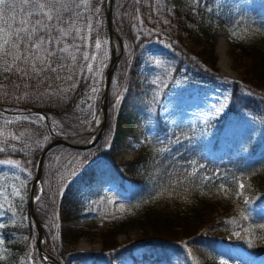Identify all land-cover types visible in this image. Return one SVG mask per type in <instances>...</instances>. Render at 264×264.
<instances>
[{
    "label": "trees",
    "instance_id": "1",
    "mask_svg": "<svg viewBox=\"0 0 264 264\" xmlns=\"http://www.w3.org/2000/svg\"><path fill=\"white\" fill-rule=\"evenodd\" d=\"M92 4H99L100 11L85 15H91L97 32L107 33L103 2L92 0ZM113 4L117 10L112 13L114 28L121 19L136 63L141 60L135 52L144 46L168 49L177 58L175 73L183 71L181 75L193 84L213 88L220 81L228 82V109L194 125H173L156 111L145 124L148 135L138 153L118 161L114 151L106 148L105 134L115 117L114 98L107 95L105 127L91 147L75 149L59 144L44 156L37 195L41 199L33 203L43 230L44 251L60 264H102L103 260L132 256L137 247L146 252L136 264H214L221 243L264 255V0L259 4L113 0ZM221 28L229 32V55L240 73L237 79L224 77L216 67L214 46ZM94 35L89 34L81 51L90 55ZM126 54L123 49L109 86L115 74L128 76ZM74 68L73 80H56L49 90L68 88L67 93L42 99L34 98L37 90L33 87L15 89L13 85L21 83L17 77L0 75V85L6 86L0 88V108L14 121L5 124L10 134L0 135V147L5 149L0 161L15 162L33 179L39 156L53 138L47 134L44 120L30 118L39 121L30 123L16 120L23 117L16 114L45 112L51 126L58 129L54 118L77 112L90 85L87 62L79 55ZM25 91L29 96L17 100ZM138 115L141 111L133 109L126 116L128 129L131 118ZM20 133L24 135L19 139L11 138ZM119 139L120 134L113 147ZM106 158L116 170V189L111 192L104 191L98 174L99 163ZM248 191L255 197L245 201ZM10 204L26 215V221L0 222V247L23 253L27 247L21 238L30 237L33 264H48L36 249L29 201L14 199L4 203V211ZM79 218L93 219L98 250L84 253L61 246L75 244L89 234L85 226L65 224ZM129 227L137 228V235L119 242L117 235Z\"/></svg>",
    "mask_w": 264,
    "mask_h": 264
},
{
    "label": "rangeland",
    "instance_id": "2",
    "mask_svg": "<svg viewBox=\"0 0 264 264\" xmlns=\"http://www.w3.org/2000/svg\"><path fill=\"white\" fill-rule=\"evenodd\" d=\"M104 0V4H105ZM166 1V0H164ZM180 0H167L169 3H176ZM245 4H259L260 0H240ZM95 7H99L97 4ZM111 13H117L116 7L113 4ZM118 18V17H117ZM82 22V21H81ZM118 28L116 32L121 40L122 48L126 51L128 59L126 61V70L129 67L128 76L122 74H115L112 79V84L109 86L108 96L114 98V122L113 125L106 131V148L114 151L115 160H127L134 157L140 150L142 144L145 142L148 131L145 127L146 122L158 111L165 119L169 120L173 125H194L205 122L209 117L227 112L229 104L230 84L226 81H220L213 88H201L192 82L188 81V76L175 73V64L177 62L176 55L168 49L157 47L155 45H147L138 50L135 54L140 58V62L136 63L133 60L134 54L131 51L129 40L126 37V28L121 19L118 18ZM83 23V22H82ZM93 24V23H92ZM94 25V24H93ZM96 26V25H94ZM97 27H95V30ZM102 30L101 28H99ZM218 36L223 35L222 41L219 43L216 39L214 46V53L216 56V67L218 71L226 78L237 79L240 76L238 70L233 68L228 49V35L226 28ZM95 31L94 40L97 35L101 41L107 40L106 46L107 56L100 57L96 53L98 60L92 63V71L86 69L87 76L90 79V85L86 91L85 96L81 100V105L78 111L73 115L62 116L54 118V122L58 129H54L57 134L63 135H77L89 128L95 120H93L92 113L98 114L100 95L102 89V81L105 70L108 66L109 58L111 56V42L108 33ZM91 48V47H90ZM94 52L92 51L90 55ZM133 60V61H132ZM118 58L116 66L119 64ZM89 62H87L88 64ZM131 68V70H130ZM225 70L227 73L222 71ZM123 78H122V77ZM155 82V83H154ZM92 87H97L98 92L92 93ZM224 104L225 107L222 112L215 113L214 106ZM92 105V107H89ZM139 109L141 115L131 118V128L128 129V121L126 116L133 110ZM10 111V110H8ZM18 116H29L30 118H39V114L35 112H18ZM230 117H238L236 114H230ZM11 120L2 108H0V132L3 135H8L5 128V121ZM51 123V121H50ZM120 131H123L120 133ZM47 134L50 135L48 128ZM120 134L119 142L113 147V142ZM13 162V161H12ZM100 172H98L100 179L105 184L104 191L111 192L116 189V170L109 161V158L101 159ZM32 181V174L22 171L15 162L9 164L8 161H0V222H22L26 221V215L20 211H16L12 205H9L8 211H4V203L13 202L14 199L20 201L28 200L29 189ZM16 190L20 191V196L12 195ZM39 193V186L37 187V195ZM244 197L248 201L255 197L254 193L247 192ZM36 195V196H37ZM69 225H82L88 228L89 234L80 237L75 244L67 246L62 243L64 249H75L80 252H91L100 248V241L94 233V223L92 218H79L66 222ZM138 230L135 227H129L121 231L117 235L119 242L124 241L126 237L133 238L137 235ZM27 247L25 252L17 250H5L0 247V264H33L30 257L33 250V241L30 237H22L21 241ZM219 258L214 264H224L225 262H232L238 256L250 255L255 259L264 261V256L255 255L247 250L241 248H234L221 243L218 246ZM144 252L141 247H137L133 253V258L129 256H118L113 260L101 261L102 264H136L143 259ZM151 259V257L149 258ZM90 260V259H89Z\"/></svg>",
    "mask_w": 264,
    "mask_h": 264
},
{
    "label": "snow or ice",
    "instance_id": "3",
    "mask_svg": "<svg viewBox=\"0 0 264 264\" xmlns=\"http://www.w3.org/2000/svg\"><path fill=\"white\" fill-rule=\"evenodd\" d=\"M98 2L102 3L103 0ZM136 3H140V0H136ZM90 11H100L99 7L93 6L92 0H0V75H5V78L17 77L21 83L14 84L15 89L35 88V99L63 96L70 89L49 90L52 88V82L56 80H73L74 66H78V55L89 62V72L93 70L91 62L98 60L96 53H99L101 58L107 56L108 41H101L98 35L93 41L92 55L81 51L82 44L87 43L89 34L95 32L96 26L92 24L91 15H85ZM233 35L235 36V33ZM44 85L47 86L41 91V86ZM4 87L6 86L0 85V88ZM75 87L73 82L71 88ZM91 91L96 93L99 89L92 87ZM3 95L7 96L8 93L4 92ZM27 96L29 93L25 91L16 99L23 100ZM224 107V104L214 106V112L218 114ZM92 117L93 120L97 119L95 113H92ZM20 119L38 123L46 117L40 114L39 121L30 120L29 116L16 118ZM13 122L6 120L5 124ZM0 135L3 133L0 132ZM23 135L20 133L19 136L13 135L11 138L19 139ZM35 143L37 147L41 146L40 141ZM3 151L5 149L0 147V152ZM240 187L244 185L241 184ZM12 195L20 196V191L16 190ZM35 199L39 202L41 198L37 196Z\"/></svg>",
    "mask_w": 264,
    "mask_h": 264
},
{
    "label": "water",
    "instance_id": "4",
    "mask_svg": "<svg viewBox=\"0 0 264 264\" xmlns=\"http://www.w3.org/2000/svg\"><path fill=\"white\" fill-rule=\"evenodd\" d=\"M111 8H112V0H109L108 6H107L106 11H105V20H106V26H107V31H108V37H109L110 41H112L113 37H116L117 42H118V46L120 48L121 47V40H120L119 36L117 35V33L115 32V30L113 29V26H112ZM111 48H112L111 49V56L109 58L108 66H107L105 73H104V76H103L102 89H101V95H100L99 111L101 113L102 119H101V123L99 125V128H98L96 134L94 135V137L90 141H88V142L78 141L77 142V141L70 140V138H73V137H69V136H66L63 134L55 133L54 130L50 126V121H49L48 115L45 112L39 113V114H43L46 117V119L44 121L48 127L50 136L53 137V140L45 145V147L43 148V150L39 156L35 175H34L33 180L31 181V185H30V189H29L28 201H29V214H30V217L32 219V222H33L35 230H36V240H35L36 249H37V252L39 253V255L48 264H60V263L57 262L51 255H49L48 253H46L44 251V249H43V230H42L41 224L39 223V221H38V219L34 213V210H33V203H34L35 197L37 195V186L39 184V180H40V176H41L43 159H44L46 152L56 145L63 144V145H66L68 147H72L75 149H86V148L91 147L100 137V135H101V133L105 127V120H106V114H107V91H108V87H109V82L111 79L113 69H114L115 65L117 64V60L119 57V51L117 52V50H115L112 45H111ZM27 112H32V111H26L25 113H27ZM87 133H89V128L85 132L78 134V136L84 135ZM78 136H76V137H78Z\"/></svg>",
    "mask_w": 264,
    "mask_h": 264
},
{
    "label": "bare ground",
    "instance_id": "5",
    "mask_svg": "<svg viewBox=\"0 0 264 264\" xmlns=\"http://www.w3.org/2000/svg\"><path fill=\"white\" fill-rule=\"evenodd\" d=\"M112 26H113V23H112ZM114 27V26H113ZM222 30V29H221ZM220 30V31H221ZM222 33L224 32V30L221 31ZM223 39V35H220L219 36V43L222 41ZM111 42V45L112 46H116V38H112V41ZM223 72L227 73L225 70L222 69ZM97 119L94 121V123L89 127V133L87 134H84V135H72V136H69V137H73V138H70V140H73V141H80V142H88L90 141L94 135L96 134L98 128H99V125L101 123V119H102V116H101V113L100 111L98 112V114L96 115ZM78 136V137H76ZM264 261H262L261 259H255L253 258L252 256L250 255H243V256H238L236 257V259L232 262H225L224 264H264L263 263Z\"/></svg>",
    "mask_w": 264,
    "mask_h": 264
}]
</instances>
